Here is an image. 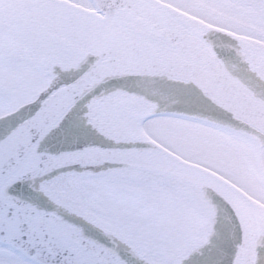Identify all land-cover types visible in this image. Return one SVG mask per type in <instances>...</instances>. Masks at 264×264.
Here are the masks:
<instances>
[{
  "label": "snow or ice",
  "instance_id": "6c2138e0",
  "mask_svg": "<svg viewBox=\"0 0 264 264\" xmlns=\"http://www.w3.org/2000/svg\"><path fill=\"white\" fill-rule=\"evenodd\" d=\"M0 264H264V0H0Z\"/></svg>",
  "mask_w": 264,
  "mask_h": 264
}]
</instances>
